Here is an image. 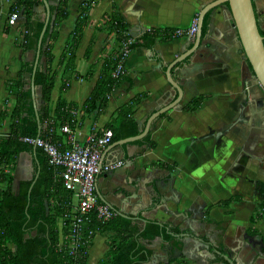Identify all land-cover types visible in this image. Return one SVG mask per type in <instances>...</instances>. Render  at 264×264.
<instances>
[{"label": "crops", "instance_id": "obj_1", "mask_svg": "<svg viewBox=\"0 0 264 264\" xmlns=\"http://www.w3.org/2000/svg\"><path fill=\"white\" fill-rule=\"evenodd\" d=\"M16 1L0 0V114L14 107L7 83L17 78L23 57L11 28L8 34L3 31ZM39 1L34 12L44 20L45 3L50 11L60 2ZM88 1H68V17L51 42L55 75L51 106L59 99L76 105L70 129L80 143L106 129L116 110L138 94H146L134 114L140 129L153 112L173 101L177 94L165 71L195 42V36H184L132 50L124 65L126 79L111 92L105 109L86 114L82 106L98 80L103 60L117 47L98 30L113 4L129 24L131 36L137 37L150 28L187 30L202 8L215 0L96 1L74 50V68L68 70L73 31L80 8ZM253 5L258 26L264 30V0ZM205 18L207 30L199 45L171 68L183 95L177 106L152 123L148 133L156 146L111 142L100 156L96 192L103 203L134 220H155L180 232L175 245L160 237L149 243L152 255L145 264H264V216L252 220L259 204L255 183L264 182V90L242 51L228 4L210 9ZM35 95L39 96L36 87ZM197 96H204L201 107L184 110ZM1 131L8 133L9 119L0 122ZM56 133L65 140L59 128ZM16 159L14 173L25 168L31 174L18 182L31 180L36 171L35 182L39 173L35 150L21 152ZM113 165L118 166L105 170ZM229 199V205H218ZM108 236L95 235L86 264L105 258ZM185 236L192 239L184 240Z\"/></svg>", "mask_w": 264, "mask_h": 264}, {"label": "trees", "instance_id": "obj_2", "mask_svg": "<svg viewBox=\"0 0 264 264\" xmlns=\"http://www.w3.org/2000/svg\"><path fill=\"white\" fill-rule=\"evenodd\" d=\"M68 1L60 0L55 9H50L53 21L48 24L44 34L39 63L34 75V86L40 98V104L37 107L40 133H38L30 89L37 40L44 24V18L34 12V8L40 4V1L17 0L9 9V16L17 13L22 19L23 37L21 43H15V45L22 48L23 54L30 53L31 60H24L17 78L7 83L8 94L14 98L15 104L12 110L4 109L0 114V122L9 119V131L5 136L0 137V264H65L70 259L69 255L64 254L59 247L60 234L67 233L69 220L63 217L70 209L68 205L70 195L63 189L53 168L48 165L42 149L35 147L39 173L34 183L36 171L31 180H21L16 186H14V174L8 173V171H14L18 154L34 150V146L24 142L23 138L52 136L60 140L56 135V130L60 126L68 124L74 128L75 117L72 113L76 109L74 103L68 104L59 99L54 107L51 106V94L55 84V75L51 69L54 59L51 42L58 36L59 25L68 17ZM96 1L100 0H89L80 8L71 46L68 49L69 56L65 66L68 70L74 68V50L87 23L91 5ZM254 1L252 0L253 3ZM98 30L104 31L114 43L121 46L127 45L129 50L137 47L152 48L157 42H169L179 38L173 36V29L169 28H150L144 30L139 36L132 37L129 24L118 12L115 4L111 13L102 18ZM206 30L207 18L202 25V36ZM3 31L8 34L10 26L7 25ZM260 34L264 38V30H260ZM121 51V48L117 47L103 60L98 80L82 106L84 113L89 114L105 109L111 92L126 79L125 70L117 77H113L121 61ZM87 53L89 50L86 51V55ZM145 97L146 94H138L129 103L116 110L115 116L106 125V128L112 132V142L140 133L134 114ZM203 100L204 96L194 97L183 106V109L189 112L195 111L201 107ZM135 143H145L150 148L156 146V143L150 139L149 133ZM156 165L169 168L166 164ZM254 192L259 204L252 220L264 216V182H256ZM231 201V199L225 200L218 205L227 206ZM98 203L103 202L98 198ZM114 212V217L107 221L99 220L95 212L91 213L89 220L82 226L86 243L84 242L78 248L73 257L76 264H86L88 250L98 233H109V236L108 251L105 258L97 264H145L152 255V250L147 245L154 239L160 237L171 245L177 243L176 236L180 233L177 227L155 220L142 223L132 217H125ZM59 219H62L61 228L58 226ZM89 231H92V234L88 235Z\"/></svg>", "mask_w": 264, "mask_h": 264}, {"label": "built area", "instance_id": "obj_3", "mask_svg": "<svg viewBox=\"0 0 264 264\" xmlns=\"http://www.w3.org/2000/svg\"><path fill=\"white\" fill-rule=\"evenodd\" d=\"M17 19L18 14L12 13L8 18V24L14 25ZM196 30L197 21L187 30L174 29L172 35L194 37ZM117 47L121 48L122 55L113 77H117L124 71L125 62L132 51L127 48V45L121 46L117 43ZM59 131L65 135L64 141L54 139L52 136L23 138V141L42 149L48 165L53 168L63 189L70 195L68 202L70 209L63 217L69 220L67 233L60 234L59 247L64 254L70 257L65 264H76L73 257L78 248L84 242L86 243L82 226L89 220L91 213L95 212L97 218L102 221L110 220L115 215L108 205L98 203L96 192V177L100 172L101 152L112 142V132L107 128L103 129L101 133L93 134L85 142L80 143L75 139L68 124L60 126ZM117 166H108L105 170H112ZM90 234L92 231H89L88 235Z\"/></svg>", "mask_w": 264, "mask_h": 264}, {"label": "water", "instance_id": "obj_4", "mask_svg": "<svg viewBox=\"0 0 264 264\" xmlns=\"http://www.w3.org/2000/svg\"><path fill=\"white\" fill-rule=\"evenodd\" d=\"M227 3L229 6V10L232 16V19L234 21V25L238 34V38L240 40L242 51L244 52L245 58L247 59L252 72L253 76L256 78L260 86L264 90V45L263 40L264 38L260 34V28L258 26L256 13L254 10V5L252 0H215L206 6L202 8V10L199 13L198 19H197V30L195 35V42L194 45L190 50L179 56L174 62H172L165 71V76L168 81V83L175 89L176 91V97L173 101L166 104L165 106L159 108L155 112H153L145 121L143 127L140 129V133L133 137H128L125 139L118 140L114 142L115 146L122 145L124 143L133 142L136 140H140L143 137H145L148 132L150 131L152 123L163 113L167 112L168 110L174 108L178 105L180 102L183 91L179 84L172 78L171 75V68L177 64L178 62L182 61L187 55H189L200 43L201 36H202V25H203V19L205 14L212 8ZM46 7V15L43 27L40 31V34L38 36L37 40V51L33 63V69H32V77H31V98L33 107L36 114V119L38 123V133H40V123H39V117L37 112V100L35 95V86H34V75L37 70V66L39 63V56H40V50H41V44L44 37V34L46 32L48 24L52 23L53 17L50 19V11L48 4L45 3ZM35 150V147H34ZM34 183V182H33ZM122 216L127 217L123 213H119ZM184 215H186L184 213ZM192 239L189 236H185L184 240H190ZM197 241V240H195Z\"/></svg>", "mask_w": 264, "mask_h": 264}, {"label": "rangeland", "instance_id": "obj_5", "mask_svg": "<svg viewBox=\"0 0 264 264\" xmlns=\"http://www.w3.org/2000/svg\"><path fill=\"white\" fill-rule=\"evenodd\" d=\"M17 20L18 21L13 26H10L9 24L8 25L11 28V34L15 37L16 43L18 44V42L21 43L20 40H21V38L23 36H22V30H21V23H22L21 17L20 18L18 17ZM20 49L22 50V48H17L18 51H20ZM27 55L28 56L26 57L25 54H22V56H23L22 57V63L24 62V60H28V61L31 60V54L29 53ZM26 87H27V85H26ZM36 100H37V107H38L39 104H40V98H39V96L36 98ZM5 134H4V131H1L0 132V137L5 136ZM17 160L18 159H16V163H17ZM8 173L14 174V186H16V184L18 183V180L23 179V178L29 179L31 177L30 176L31 175L30 172H27L25 168H23V169L20 168L19 170H16L15 173H14V171H8Z\"/></svg>", "mask_w": 264, "mask_h": 264}]
</instances>
